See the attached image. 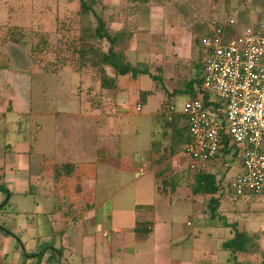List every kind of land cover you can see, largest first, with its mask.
Masks as SVG:
<instances>
[{"label":"rangeland","instance_id":"rangeland-1","mask_svg":"<svg viewBox=\"0 0 264 264\" xmlns=\"http://www.w3.org/2000/svg\"><path fill=\"white\" fill-rule=\"evenodd\" d=\"M94 10L97 15L100 14L110 32L116 33L126 29V33L131 35L132 43L138 41L139 34L140 37H144V34L148 33L152 35L150 42H155L159 40L157 36L161 35L162 30L165 32L162 37L167 41L166 35L170 28L166 26L171 25L172 29L178 19L182 26L181 31L185 36H189L191 50L194 52L195 50L197 52V47L196 43L192 42L193 39L198 38L208 25L224 23L232 18L237 23L236 31H240L249 23L250 25L264 23V0H146L145 3L136 0H95ZM77 12V4L70 0H0V83L8 87H0V151L5 143H10L12 138L18 137L14 133L18 129H26L24 135H20L21 138H27L28 131L31 132L30 127L36 122L40 124L41 132L35 148L42 152L51 151L49 144L56 127L66 133L67 131L72 133L73 138L80 134L73 127L68 128L64 119L54 117L55 111H66L73 103V91L78 84V76L67 67L76 68L74 64L77 66L74 49L77 48L79 28L85 26L88 21L87 19L85 22L81 21ZM149 16L151 20H148ZM155 17L159 18L154 20ZM89 20L91 24L93 22L92 25L96 24L93 17H89ZM15 26L22 33L14 36L17 44L10 42L7 34V29ZM100 43H102L101 48L103 45L106 50L107 45H104V42H97L95 45L98 46ZM146 43L147 41L139 48L140 57L138 54L130 53H134L137 48V45L130 44V50L126 54L127 60H131L132 64H136L135 62L149 64L151 73L162 76V85L167 90L182 91L187 82L198 75L197 58H193L196 59V64L191 58L188 61L179 59V55L171 60H168L169 58L162 60L160 56L158 59L141 60L142 55L148 56L143 52L149 49ZM123 46L124 43L119 42V48ZM172 46L176 47V44L173 42ZM155 47L160 48L158 45H153L151 50ZM65 66L66 69L58 75L54 73L60 72ZM15 73L17 76H14ZM98 78L99 75L96 77L94 70L87 67L80 75L79 81L86 91L89 88L92 91ZM14 80H17L16 85L11 86ZM159 88L161 86L148 76H140L137 82H130L126 88L125 100L134 105L140 91H149L151 95L145 96L140 112L135 110L136 107L134 110L131 107L125 108L124 123L118 135L115 130L110 132L105 126L101 129L89 125L90 130L87 131V136L90 133L102 134L104 137L112 134V140L122 141L130 160L136 163L135 171L145 163L150 144L153 138L156 140L154 149L158 158L152 161V165L159 171L157 172L160 174V187L162 189L161 181L166 180L167 184L164 188L168 192L171 187L169 179H175L176 187L180 192H178L179 197L182 195L180 199L177 197L174 201L172 199L171 203L169 196L157 199V203H160L156 205L155 220L164 219L167 227L157 224L154 239L156 249H151L152 245L135 246L131 243L134 235L130 234V229L134 221L150 219V214L140 211L141 207H135L136 203L151 201L153 198L151 191L148 190L150 172L145 170L139 178L134 176L135 172L125 174V179L116 188L108 190L112 192L113 198L97 203L99 208L96 207V219L76 221V228L79 229L78 238L73 247H68L67 254L60 257L61 264H175L181 259L183 264H211L218 260L222 263L220 251L205 252V250L210 246L220 249L221 242L231 237L230 228L224 227L223 223H233L240 231L248 233L253 240L250 253L254 255H251L250 260H253V264H264V254L260 249L264 250V237L258 243L259 232L256 233L257 230L264 232V196L236 197L227 193L234 177L231 174V166L238 167L237 161L231 160L232 163L226 161L225 164L216 165L214 163L212 166L213 172L223 179L222 203L219 208L221 220L209 218L208 198L199 197L198 212L206 217L204 222H199L200 225L194 227V221L191 220V203L186 200V197H192L193 174L186 171L185 163L179 155H169L170 143L166 137H162V131L159 133L160 128L155 124L161 106L169 102ZM12 89L14 96L9 94ZM9 95L12 102L16 101L15 110H6ZM95 96L103 97L101 92ZM94 97L88 93V100L92 102V106L95 105ZM188 99L186 94H176L169 102L170 107L174 108L175 113H182L184 103ZM100 100L97 99L96 104L99 102L101 105ZM30 109H40L45 114L35 117V120L32 117L29 119ZM110 111L112 112V109L107 115H115ZM117 111L121 112L119 109ZM19 112L25 113V118L21 119L17 114ZM228 163L231 166H226ZM37 217L42 216L37 215ZM187 222L193 225H187ZM195 228L200 229V233L190 236V232ZM215 228L221 229L223 234L217 236V233H214ZM110 231H112L110 236L104 240L102 233ZM209 232L212 233L207 237ZM28 235L35 237L33 231L28 232ZM169 235L172 240L177 241L174 246L177 248L174 250L167 249V242L165 245ZM29 236H25L23 240L18 238L24 241L31 239ZM35 239L39 240L37 247L39 251L46 247V251L52 252L50 242L55 241L57 236L56 234L47 238L36 236ZM13 240L16 242L14 238ZM9 247V258L0 256V264H19L21 252L17 253L19 255L14 254L17 258L19 256L16 263L15 257L11 258L14 247ZM138 247L140 250L137 251ZM28 248L26 247V251ZM2 249L1 247L0 250ZM49 252L45 254L42 264L52 263L51 259L46 261ZM242 258L241 255L238 257L239 260ZM33 263L34 261L31 264Z\"/></svg>","mask_w":264,"mask_h":264},{"label":"crops","instance_id":"crops-1","mask_svg":"<svg viewBox=\"0 0 264 264\" xmlns=\"http://www.w3.org/2000/svg\"><path fill=\"white\" fill-rule=\"evenodd\" d=\"M158 18L159 17H157V19ZM153 19L157 20L156 17ZM148 20H151L150 16ZM149 22L151 23V21ZM248 25H250V23ZM209 26L210 25H208V27ZM167 27L170 28V31L166 35L167 41L165 37H162L165 33L164 30H162L161 35L158 34L157 37H159V40L155 42H150L152 35L150 36L149 33L144 34V37H140L141 35L139 34L137 37L138 41H135V46L137 45L136 51L130 53L138 54L140 57L138 52L141 50H139V48L147 41L146 45L149 49H147V52L146 50H143V52L148 56L142 55L140 58L141 60L144 58L158 59L159 56L162 57V60L168 58V60H171L179 55V59L188 61L191 58V60H194V63L196 59L193 58H197V64L195 63L197 66L200 61L199 53L198 51L196 52V50L195 52L191 50L189 36H185L181 31L182 26L178 19L176 25L172 29L171 25H167L166 28ZM173 42L176 44V47L172 46ZM152 43L154 46L158 45L160 48L155 47L154 50H151L153 46ZM63 70L54 73L58 75ZM82 72H73L78 76V84L73 91V103L66 111L54 112V117L57 116L58 119H64L65 125L68 128L73 127L77 133H80L78 136L75 135V138H73L72 133L68 131L66 133L56 127L51 139V144H49L51 151H47L48 153L39 151L35 147L39 141L41 128L40 124L35 121L36 123L30 127L31 132L30 130L28 131L29 136L27 138H21L20 135H24L26 129H18L14 132L18 137L12 138L10 143H5L3 149H1L4 152L0 157V189L5 190L6 193L0 190V205L8 202L3 209H0V224L8 229L10 233L19 236L20 239L25 236L28 237V232L32 231L35 233V235H33L35 237L40 236L47 238L56 234L57 239L51 242L52 248L60 249L62 251V256H64V254L68 252V247H73L78 238L79 229L76 228V221L83 219L87 220V218H89L88 220L92 218L96 219V210L99 208V206L97 207V203L104 202L107 199L112 200L113 194L108 190L116 188L121 181L125 179V174H134L135 172L134 176L139 178L144 174L145 170H149L150 179L148 180V190L151 191L153 198H151V201L136 203L135 207H141L140 211L146 212L145 214H150V219H139V222L134 221L130 229V234L134 235L131 241L133 245H152L153 248L151 249L155 250L156 245L154 239L157 224L164 225L162 226L164 228L167 227L164 219H160L159 221L158 219L155 220L156 205L160 203H157V199L168 196L159 195L157 193V175L159 171L157 168L153 167L152 161L156 160L158 155L155 154V149H153V140L150 144L145 163L140 169L135 171L136 163L130 160L131 158L122 141L112 140L111 133V135L105 137L102 134L92 135V133L87 136V131L90 130L89 125H94L96 128L101 129L105 126L110 132L115 130L118 135L121 125L124 123L125 108L131 107L134 110V108L139 105L137 101L132 105L125 100V90L130 85V82H137L140 77L134 80L128 76L119 77L114 91L101 90L96 81L93 90L91 91L89 88L86 91L84 85L79 81ZM107 73L110 74V71ZM14 76H17V74L15 73ZM14 81V84H11V86L16 85L17 80ZM0 87L8 88L6 85L2 86L1 83ZM4 92L9 93V91ZM99 92H101L103 97L99 96L97 98L95 96V94ZM88 93L93 95V97L95 96L94 106H92V102L88 100ZM9 94H14V90L12 89ZM10 95L8 97L9 102L6 105L7 111L15 110L14 102L16 101L12 102ZM96 98L101 99V105H99V102L96 104ZM139 106L140 109L138 111L135 108L137 112L141 111L142 105ZM111 109L115 115H107ZM118 109L121 112H118ZM28 112L30 115H28L29 119L32 117L34 120L35 117L45 114L40 111V109H30ZM17 114L21 119L25 118V113L19 112ZM179 157L185 163L181 154ZM68 164L73 168L70 174L67 171V167L65 168L66 170L63 168L64 165ZM226 166H231V164L228 163ZM61 167L62 171H60ZM185 167L187 168L186 163ZM231 169V174L235 175L239 172L240 168L234 165L231 166ZM178 192L179 190L177 189L174 194L169 196L171 197V199L169 198V203H171L172 199L174 201L176 197L178 199L182 197V195L179 197ZM55 200L57 201L55 202ZM186 200L191 203V220L194 221V227L199 226V222H204L206 217L195 209L197 206L195 202L198 203L199 199L192 196L190 198L186 197ZM37 215H41L42 217H37ZM29 220H31L30 223ZM144 225L149 228H147L148 233L147 230L143 229ZM187 225H193V223L188 224L187 222ZM168 231L170 232V230ZM51 232L52 234H50ZM60 232L63 234L62 236H59ZM111 232L112 231L103 232L102 238L105 240L110 236ZM257 232H259V243L260 239L264 237V232L262 230H257L256 233ZM196 233H200V229L198 230L195 228L194 231L190 232V236H196ZM211 233L212 232L207 233V237ZM214 233H217V236H221L223 231L215 228ZM212 236H214V234ZM29 237L31 239L28 238L26 240L24 239V241L19 240L14 242L11 236L0 234V248H3L0 250V256L9 258V246H11V248L14 247L12 249L11 258L15 257L14 254L23 251L24 247L25 249L29 247L27 250L33 251V247L39 246V240H36L32 235ZM166 242L167 249L171 248V250H174L177 248L174 247L177 241L172 240L170 235L167 237L165 245ZM223 242L224 241H222L221 244ZM260 249L264 254V250H262V248ZM138 250H140V247H138L137 251ZM214 250L220 251L219 253L222 255L223 262L221 263L218 260L211 264H228L230 255L222 248L217 249L216 247L210 246L205 252H214ZM18 258L15 257L16 263L18 262ZM244 259V256L242 260L237 258L238 264L244 261ZM182 261L183 259L177 261L175 264H183Z\"/></svg>","mask_w":264,"mask_h":264},{"label":"built area","instance_id":"built-area-1","mask_svg":"<svg viewBox=\"0 0 264 264\" xmlns=\"http://www.w3.org/2000/svg\"><path fill=\"white\" fill-rule=\"evenodd\" d=\"M236 26L232 18L210 25V36L201 40L202 82L197 97L183 106L191 143L182 157L187 168L199 172L224 137L238 150L237 158L228 157L240 168L231 190L241 197L264 196V23L248 25L225 40V29ZM205 95L216 105L214 111L204 107Z\"/></svg>","mask_w":264,"mask_h":264},{"label":"trees","instance_id":"trees-1","mask_svg":"<svg viewBox=\"0 0 264 264\" xmlns=\"http://www.w3.org/2000/svg\"><path fill=\"white\" fill-rule=\"evenodd\" d=\"M71 2H75L78 6L77 14L80 17V20L85 22L86 19L88 23L84 26L82 25L79 28V37L77 48L74 49V55H76L75 60L77 66L74 64L76 68H69L71 71L76 73H81L85 68L89 67L94 70L96 77L99 75L98 78V85L101 90L106 91H114L116 89L117 79L119 77L128 76L131 79H136L140 76H148L153 82L157 85L161 86L159 90L163 92L164 97L169 99V102L176 94H186L188 95V100H192L197 97L198 93L200 92L201 88V74L203 71V62H202V46L201 40L205 37L210 36L208 31V27L204 28L198 38H194L192 42L196 43L197 51L200 56V61L197 65L198 75L190 79L185 88L182 91L178 90H167L163 85V78L161 75H155L150 72L149 64L135 62L136 64H132L130 61L127 60V52L130 50V44L132 43L131 35L126 33V29H123L121 32L112 33L106 27V23L100 17V14H96L94 10L95 0H70ZM137 2L145 3L146 0H136ZM89 17H93L96 21L95 25L91 24ZM228 21V20H227ZM226 21V22H227ZM220 24V23H218ZM217 25V24H215ZM8 39L10 38V42H14L17 44L16 37L19 36L21 30L18 27H11L7 29ZM239 34V31H236V28L228 27L225 29V36L224 39L232 38ZM121 41L124 43L123 48H119V42ZM97 42H104V45H107L106 50L101 48L100 43L98 46L95 45ZM66 69V66L60 70ZM5 70V69H3ZM107 70V71H105ZM58 71V70H57ZM110 71V74L107 73ZM158 89V88H155ZM139 97L137 102L139 105L144 104L145 96L151 95L149 91H140ZM166 102L161 106V112L155 118V124L160 128L159 133L162 131V137H166L169 141V155H180L183 156L186 147L191 143V137L189 134L188 129V120L187 116L184 113H175L174 108L171 106L170 103ZM203 105L204 107L210 108V110L214 111L215 106L213 103L208 101V97L205 95L203 97ZM173 108V110L171 109ZM169 109V110H168ZM162 129V130H161ZM153 138V143H154ZM154 149V147H153ZM4 151H0L1 155ZM238 150L235 146L229 144V140L222 137L221 140V148L215 157L209 162L207 168L201 171H193L189 168H186V171L193 174V185L191 186V195L193 197L200 198H208L207 201V208L209 210V218L215 219L218 218L221 220L222 216L219 213V208L221 206V190L223 189L222 186V176L218 177L217 174L213 172V164L221 163L225 164L228 161V157L231 156L232 158H237ZM68 168V173L70 174L71 170L73 169L71 165H64L63 168ZM62 171V167L60 168ZM61 173V172H60ZM160 174L157 175V193L163 196H171L176 191V181L175 179H169L170 188L169 191L166 192L165 186L167 184L166 180L161 181L162 189L160 187ZM159 182V183H158ZM160 187V188H159ZM176 187V189H175ZM161 189V190H160ZM1 190V189H0ZM6 193L5 190H1ZM228 194L235 195L234 192L231 190L230 186L227 190ZM236 196V195H235ZM200 197V198H199ZM241 197V196H236ZM8 202V201H7ZM7 202L0 205V209L4 208ZM200 202V201H199ZM199 202H195L197 205L195 207L196 210L199 208ZM224 227H229L230 233H232L231 237L226 239L222 244L221 248L226 251L230 255V259L228 260V264H238L237 258L239 255H243L245 257L244 261L239 264H253L251 255H254L251 252V246L253 243L252 238L245 232L240 231L235 224H227L223 223ZM148 233V227L146 225L143 226ZM148 228V229H147ZM0 234L4 236H11L16 241H19V236H16L6 228H4L0 224ZM58 235V234H57ZM63 234L60 232L59 236ZM34 241V240H33ZM51 243V242H50ZM38 247V246H37ZM37 247H33V251H26L24 247V254L21 251V262L20 264H42L45 254L47 253L46 247L39 251ZM50 248L52 252H49V257L46 259L52 260L51 264H61L60 257H62V251L60 249H53L52 244H50ZM29 249V248H28ZM57 258V259H56ZM46 263V262H45ZM44 263V264H45Z\"/></svg>","mask_w":264,"mask_h":264}]
</instances>
